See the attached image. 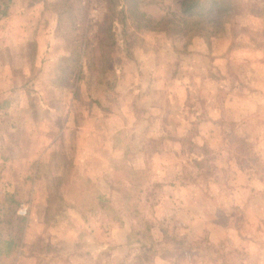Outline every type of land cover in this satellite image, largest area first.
Listing matches in <instances>:
<instances>
[{"label": "rangeland", "instance_id": "374dc122", "mask_svg": "<svg viewBox=\"0 0 264 264\" xmlns=\"http://www.w3.org/2000/svg\"><path fill=\"white\" fill-rule=\"evenodd\" d=\"M20 1L0 58L53 150L0 264H264V0H200L208 40L182 0Z\"/></svg>", "mask_w": 264, "mask_h": 264}, {"label": "crops", "instance_id": "0c3cea01", "mask_svg": "<svg viewBox=\"0 0 264 264\" xmlns=\"http://www.w3.org/2000/svg\"><path fill=\"white\" fill-rule=\"evenodd\" d=\"M20 4V0H11L6 14L11 16V21H8L9 26L21 35L5 43L1 38L2 23H0V54L7 47L10 55L14 56L32 40L27 36L29 30H32V23L26 19L31 18L34 7L29 5L23 8ZM17 81L10 67L4 62L2 64L0 58V208L8 202L18 206L17 196L21 195L22 189H25L22 193L24 195L29 193L32 196L34 194V198L38 196L37 187L40 184L38 173L45 157L53 150L51 148L53 141L43 146L40 139L36 140L43 134L46 138L50 136V130L48 133H45L47 130H41L39 121L35 120L27 104L20 99L21 90H24L28 96L31 93L32 100L34 93L26 84H18ZM33 103L34 108L38 104L43 107L40 98L36 102L33 100ZM26 203L28 202L24 204ZM7 243L12 244V241L9 240Z\"/></svg>", "mask_w": 264, "mask_h": 264}, {"label": "trees", "instance_id": "16d2710c", "mask_svg": "<svg viewBox=\"0 0 264 264\" xmlns=\"http://www.w3.org/2000/svg\"><path fill=\"white\" fill-rule=\"evenodd\" d=\"M10 0H0V17L6 15V9ZM180 12L183 22L186 24L184 31L190 29V37L200 36L202 37V24L205 21V13L200 0H182L180 5ZM162 24V22H160ZM169 24L177 26L173 21H168ZM158 24V23H157ZM158 24V25H161ZM177 32H182L177 26ZM185 35V34H183ZM204 39H209V34H203ZM9 245V244H8Z\"/></svg>", "mask_w": 264, "mask_h": 264}, {"label": "built area", "instance_id": "2783aa9c", "mask_svg": "<svg viewBox=\"0 0 264 264\" xmlns=\"http://www.w3.org/2000/svg\"><path fill=\"white\" fill-rule=\"evenodd\" d=\"M28 209H29L28 205H26V204H20L18 206V208H17L16 213L20 217H26L27 214H28Z\"/></svg>", "mask_w": 264, "mask_h": 264}]
</instances>
